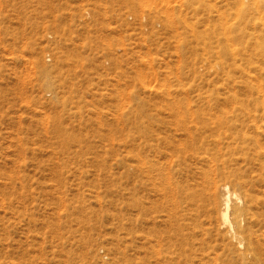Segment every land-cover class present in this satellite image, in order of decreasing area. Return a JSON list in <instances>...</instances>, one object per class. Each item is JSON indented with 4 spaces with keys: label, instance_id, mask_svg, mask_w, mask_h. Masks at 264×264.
<instances>
[{
    "label": "rangeland",
    "instance_id": "rangeland-1",
    "mask_svg": "<svg viewBox=\"0 0 264 264\" xmlns=\"http://www.w3.org/2000/svg\"><path fill=\"white\" fill-rule=\"evenodd\" d=\"M173 3L0 0V264H264V44Z\"/></svg>",
    "mask_w": 264,
    "mask_h": 264
},
{
    "label": "bare ground",
    "instance_id": "bare-ground-1",
    "mask_svg": "<svg viewBox=\"0 0 264 264\" xmlns=\"http://www.w3.org/2000/svg\"><path fill=\"white\" fill-rule=\"evenodd\" d=\"M173 4L174 29L179 31L183 28L198 43L203 45L226 44L229 46L234 45V43L264 44V0H176V3ZM193 194L188 193L187 197L190 196L189 199L196 202L198 198L196 200V196ZM246 196L232 189L226 183L219 186L218 194L213 195L214 201L218 205L217 209L221 213L222 225L230 228L229 230L232 231L238 243H242L248 235L253 234L249 225H241V220L246 219L251 214L247 202L249 196ZM198 203L200 204V202ZM230 211L233 212L232 219ZM237 241H235L236 244Z\"/></svg>",
    "mask_w": 264,
    "mask_h": 264
}]
</instances>
